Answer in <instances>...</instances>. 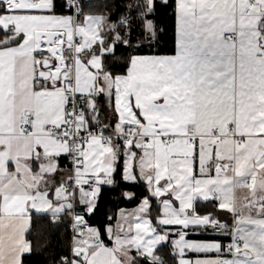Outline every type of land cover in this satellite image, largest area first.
<instances>
[{"label":"snow or ice","instance_id":"6c2138e0","mask_svg":"<svg viewBox=\"0 0 264 264\" xmlns=\"http://www.w3.org/2000/svg\"><path fill=\"white\" fill-rule=\"evenodd\" d=\"M13 217L19 264H264V0H0V264Z\"/></svg>","mask_w":264,"mask_h":264},{"label":"trees","instance_id":"16d2710c","mask_svg":"<svg viewBox=\"0 0 264 264\" xmlns=\"http://www.w3.org/2000/svg\"><path fill=\"white\" fill-rule=\"evenodd\" d=\"M159 23L160 26L166 30V34L164 36V39L161 41V45L164 46V44L167 43V46L171 47L172 46L171 37H172V28H173L172 20L169 18V15H163L160 17ZM128 190L136 194L134 201L133 202L123 201L118 206L111 205L113 209H115L116 207H120L123 209H133L137 207L139 203V197L144 192V189L141 187H135V188H130ZM101 220H103V216L98 217L97 221H94L93 223L98 224ZM44 224H46V221L34 217L33 228L29 232V239L31 240L33 247H39L40 245L47 244L48 246H51L54 249L55 248H62L65 250L68 249V247L71 244L69 231L64 230L63 232L57 235L53 231L51 225H47L46 227L39 228Z\"/></svg>","mask_w":264,"mask_h":264},{"label":"crops","instance_id":"0c3cea01","mask_svg":"<svg viewBox=\"0 0 264 264\" xmlns=\"http://www.w3.org/2000/svg\"><path fill=\"white\" fill-rule=\"evenodd\" d=\"M30 163V162H29ZM26 177L30 176L29 173H27V169L25 168ZM40 187H43L41 184ZM31 190V189H30ZM247 193H243L242 195H246ZM127 210H135L133 209H127ZM122 219H124L122 217ZM229 219V223L231 222V219ZM13 227L9 233L8 241L5 244L4 247V254L8 256L11 260V264H19V257L20 252L23 251V240H24V224L22 222H17L16 218H12ZM130 218L125 220V223H129ZM29 238V233H28ZM115 258L117 260V264H119L120 261L123 262V264H131V260L129 258V253L126 248L123 247H117V250L115 252Z\"/></svg>","mask_w":264,"mask_h":264},{"label":"built area","instance_id":"2783aa9c","mask_svg":"<svg viewBox=\"0 0 264 264\" xmlns=\"http://www.w3.org/2000/svg\"><path fill=\"white\" fill-rule=\"evenodd\" d=\"M69 233H70V240H71L72 233L70 231H69Z\"/></svg>","mask_w":264,"mask_h":264}]
</instances>
